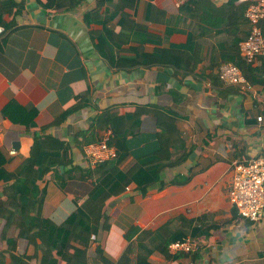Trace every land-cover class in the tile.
Instances as JSON below:
<instances>
[{
    "label": "crops",
    "instance_id": "crops-1",
    "mask_svg": "<svg viewBox=\"0 0 264 264\" xmlns=\"http://www.w3.org/2000/svg\"><path fill=\"white\" fill-rule=\"evenodd\" d=\"M13 2L17 6L3 15L0 31L1 168L21 163L33 136L47 134L69 145L71 166L91 169L84 144L111 132L96 118L134 110L127 154L115 169L150 153H168L171 161L184 156L145 188L130 182L107 198L108 229L92 233L79 261L115 264L130 245L133 264L139 230H153L177 215H203L216 227L208 237H190L199 246L192 264H264V208L261 218L250 222L227 200L234 163L264 155V49L252 62L261 83L248 82V89L222 84L215 66L224 45L231 46L236 36L240 41L246 31L245 2L188 0L179 7L171 0ZM259 27L264 42V16ZM161 49L177 50L175 66L144 62ZM116 129L125 131L123 125ZM159 129L165 133L156 135ZM94 178L74 173L56 178L49 170L40 183L43 217L61 223L84 200ZM3 184L1 179L0 204ZM2 225L0 218V230ZM131 226L136 233L126 240ZM15 243L16 254L33 256L31 244L20 238ZM148 260L190 264L189 258L163 261L156 252Z\"/></svg>",
    "mask_w": 264,
    "mask_h": 264
},
{
    "label": "trees",
    "instance_id": "trees-1",
    "mask_svg": "<svg viewBox=\"0 0 264 264\" xmlns=\"http://www.w3.org/2000/svg\"><path fill=\"white\" fill-rule=\"evenodd\" d=\"M16 6L13 0H0V28L3 27L2 30L5 27L2 20L3 15L10 14ZM241 22L244 24L245 19L242 18ZM238 41L239 38L236 36L232 44L230 43L231 46L224 45L228 48L223 49V55L215 66L218 67L223 62H231L241 70L248 82L261 83V80L255 77L259 69L253 67L251 63H246L239 56ZM168 53L169 49L156 50L149 56L146 55L144 62L175 66L177 50L171 49V54ZM135 112L136 110L124 115L102 113L96 118V124L109 126L111 129L112 137L109 138L108 144L115 147L116 156L114 159L94 165L91 169L71 166L69 145L47 134L33 136L27 156L9 171L1 168L0 153V180L4 181L1 188L4 200L0 204V218L3 220L0 238L5 242V247L0 249V264H82L79 256L82 248L89 245L90 234L95 230H107L110 224V218L103 209L104 201L121 193L130 182H133L139 190L145 188L159 180L161 169L171 167L182 160L184 156L171 161L168 153H150L136 158L124 170L115 169L127 154L125 146V139L129 132L127 128L137 122L133 119ZM106 116L108 118H105ZM60 119L62 117L53 121L52 125H56ZM122 125L126 132L116 129ZM163 133L165 130L159 129L156 135ZM83 134L84 132H80L78 135L83 136ZM157 137L163 143V140ZM57 165L63 167L61 173L56 169ZM51 169L56 178L72 176L73 173L74 176L80 178L85 175L95 177L93 186L84 200L59 224L43 217V192L40 183ZM234 211L236 212L235 208ZM215 227L216 225L203 215L196 219H187L177 215L167 219L153 230L143 229L136 233V228L131 226L123 236L129 240L134 232L136 233L133 264H151L148 257L154 252L169 261L189 258V263L192 264V261L198 258L199 247L192 252L178 251L170 254L167 252V245L185 237H208L209 231ZM11 231L14 234L8 237L7 234ZM17 238L32 245V257L15 253V239ZM130 253L131 247L126 245L117 263L129 264Z\"/></svg>",
    "mask_w": 264,
    "mask_h": 264
},
{
    "label": "built area",
    "instance_id": "built-area-1",
    "mask_svg": "<svg viewBox=\"0 0 264 264\" xmlns=\"http://www.w3.org/2000/svg\"><path fill=\"white\" fill-rule=\"evenodd\" d=\"M175 7H179L188 0H171ZM245 2L243 17L246 31L237 43L238 54L246 63H252L262 53L264 42L260 31V21L264 16V0H242ZM1 31V28H0ZM216 76L224 85L243 86L250 88V84L241 70L231 62H223L216 68ZM257 121L261 118L258 116ZM110 130H104L99 139L84 144L83 156L90 166L114 159L115 147L108 144ZM13 153L12 150L9 151ZM229 202L241 219L256 222L261 218L264 208V155L240 160L233 165L231 182L227 190ZM93 234L89 238L92 239ZM197 243L190 237L174 240L167 245V252L174 254L178 251L192 252ZM118 264V263H115Z\"/></svg>",
    "mask_w": 264,
    "mask_h": 264
},
{
    "label": "rangeland",
    "instance_id": "rangeland-1",
    "mask_svg": "<svg viewBox=\"0 0 264 264\" xmlns=\"http://www.w3.org/2000/svg\"><path fill=\"white\" fill-rule=\"evenodd\" d=\"M227 200H228V197H227ZM228 202H229V200H228ZM230 203V202H229ZM231 204V203H230ZM232 205V204H231ZM233 206V205H232ZM95 233V232H94ZM93 239V238H92ZM197 247H199V246H197ZM162 257V256H161ZM163 261H164V259H163ZM166 261V260H165ZM184 261H186V259L185 260H183V262Z\"/></svg>",
    "mask_w": 264,
    "mask_h": 264
},
{
    "label": "water",
    "instance_id": "water-1",
    "mask_svg": "<svg viewBox=\"0 0 264 264\" xmlns=\"http://www.w3.org/2000/svg\"><path fill=\"white\" fill-rule=\"evenodd\" d=\"M59 168H60V170H62V166H60Z\"/></svg>",
    "mask_w": 264,
    "mask_h": 264
},
{
    "label": "clouds",
    "instance_id": "clouds-1",
    "mask_svg": "<svg viewBox=\"0 0 264 264\" xmlns=\"http://www.w3.org/2000/svg\"><path fill=\"white\" fill-rule=\"evenodd\" d=\"M252 64V63H251ZM218 79V78H217Z\"/></svg>",
    "mask_w": 264,
    "mask_h": 264
}]
</instances>
